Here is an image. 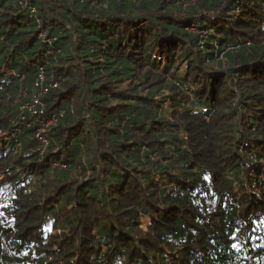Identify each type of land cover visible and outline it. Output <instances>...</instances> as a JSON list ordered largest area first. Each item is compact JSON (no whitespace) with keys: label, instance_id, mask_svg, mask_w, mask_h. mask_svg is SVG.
Wrapping results in <instances>:
<instances>
[{"label":"trees","instance_id":"1","mask_svg":"<svg viewBox=\"0 0 264 264\" xmlns=\"http://www.w3.org/2000/svg\"><path fill=\"white\" fill-rule=\"evenodd\" d=\"M0 264H264V0H0Z\"/></svg>","mask_w":264,"mask_h":264},{"label":"built area","instance_id":"2","mask_svg":"<svg viewBox=\"0 0 264 264\" xmlns=\"http://www.w3.org/2000/svg\"><path fill=\"white\" fill-rule=\"evenodd\" d=\"M129 2H135L137 0H127ZM57 83L47 82L42 73L38 75L35 79L32 87V93L27 99L21 103L20 97L16 99L17 103H20L19 110L23 115L22 119L24 120L27 116L30 119L29 124L38 123L41 127L39 134L43 132V129L48 126L49 123H43L44 115H45V105L43 103V99L48 93L49 89H54L57 87ZM25 96V95H24ZM37 136L38 141L42 146L47 145V141L44 136Z\"/></svg>","mask_w":264,"mask_h":264},{"label":"rangeland","instance_id":"3","mask_svg":"<svg viewBox=\"0 0 264 264\" xmlns=\"http://www.w3.org/2000/svg\"><path fill=\"white\" fill-rule=\"evenodd\" d=\"M177 75L180 77V78H182L183 76H184V71L183 70H180V71H177ZM144 222V225H146V224H148L147 223V220H145V221H143Z\"/></svg>","mask_w":264,"mask_h":264},{"label":"snow or ice","instance_id":"4","mask_svg":"<svg viewBox=\"0 0 264 264\" xmlns=\"http://www.w3.org/2000/svg\"><path fill=\"white\" fill-rule=\"evenodd\" d=\"M233 239H235V237H233ZM232 246H233V247H236V245H235V244H233Z\"/></svg>","mask_w":264,"mask_h":264}]
</instances>
